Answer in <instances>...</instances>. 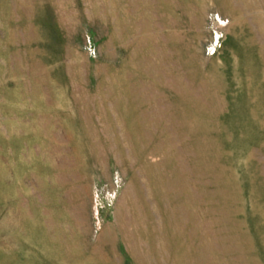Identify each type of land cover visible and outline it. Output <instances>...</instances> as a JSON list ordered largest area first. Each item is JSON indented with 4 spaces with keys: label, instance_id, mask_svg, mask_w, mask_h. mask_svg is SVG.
Masks as SVG:
<instances>
[{
    "label": "rangeland",
    "instance_id": "1",
    "mask_svg": "<svg viewBox=\"0 0 264 264\" xmlns=\"http://www.w3.org/2000/svg\"><path fill=\"white\" fill-rule=\"evenodd\" d=\"M0 264H264V0H0Z\"/></svg>",
    "mask_w": 264,
    "mask_h": 264
}]
</instances>
